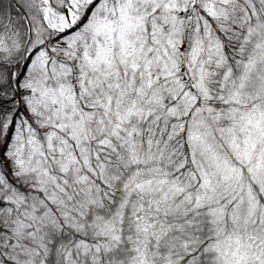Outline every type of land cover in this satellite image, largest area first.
<instances>
[{
    "label": "snow or ice",
    "instance_id": "6c2138e0",
    "mask_svg": "<svg viewBox=\"0 0 264 264\" xmlns=\"http://www.w3.org/2000/svg\"><path fill=\"white\" fill-rule=\"evenodd\" d=\"M0 264H264V0H0Z\"/></svg>",
    "mask_w": 264,
    "mask_h": 264
}]
</instances>
